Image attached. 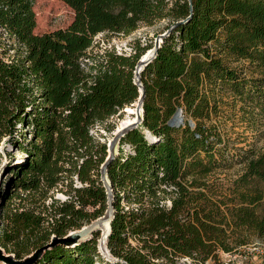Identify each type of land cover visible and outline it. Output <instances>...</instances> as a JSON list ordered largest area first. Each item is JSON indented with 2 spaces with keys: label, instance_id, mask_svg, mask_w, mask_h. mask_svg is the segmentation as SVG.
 <instances>
[{
  "label": "trees",
  "instance_id": "obj_1",
  "mask_svg": "<svg viewBox=\"0 0 264 264\" xmlns=\"http://www.w3.org/2000/svg\"><path fill=\"white\" fill-rule=\"evenodd\" d=\"M61 1L70 24L36 34L34 0H0V143L24 154L0 187V247L21 259L103 215L107 148L91 130L137 100L134 67L152 45L123 54L99 48L96 37L188 16L144 68L143 122L108 167L112 259L95 233L35 264H220V252L264 237V153L244 154L227 196L207 181L227 162L216 149L227 146L215 122L222 108L246 127L264 122V0H191V15L187 0ZM178 109L183 122L172 126Z\"/></svg>",
  "mask_w": 264,
  "mask_h": 264
},
{
  "label": "rangeland",
  "instance_id": "obj_2",
  "mask_svg": "<svg viewBox=\"0 0 264 264\" xmlns=\"http://www.w3.org/2000/svg\"><path fill=\"white\" fill-rule=\"evenodd\" d=\"M33 11L35 14L34 33L36 34L65 28L73 19L72 10L61 0H34ZM171 23L169 20H164L152 27H142L129 36L98 35L96 42L101 49L107 47L116 53L129 54L132 53V47L137 43L140 47L153 45L156 35L163 33ZM0 36H2L1 33ZM235 111L224 107L222 108L221 116L215 121L218 124V132L221 138L227 143L226 147L223 146L224 144L216 145V149L223 153L227 162L223 163L222 168L215 170L207 177L209 185L223 192L225 196L228 195V188L233 181L244 171V164L239 163L244 154L250 150L255 153H264V122L261 120L256 123L255 127H246L245 124H241L238 121L240 113ZM124 118L125 114L121 111L118 115L111 117L106 123L94 125L91 134L96 140L102 143L107 142L112 132L105 130L106 126L117 127ZM23 157L24 154L6 143L5 139L1 141L0 187L2 190L5 187L2 184H5L8 179L9 174L7 171L9 167L13 164H19ZM215 159L219 160V155L216 152ZM53 198L63 202L67 199V196L60 191H55L53 192ZM47 202H49V199ZM219 262L220 264H264V237H252L249 243L238 248L234 253L220 252ZM177 264L197 263H193L188 259H181L178 260ZM205 264L217 263L208 261Z\"/></svg>",
  "mask_w": 264,
  "mask_h": 264
},
{
  "label": "water",
  "instance_id": "obj_3",
  "mask_svg": "<svg viewBox=\"0 0 264 264\" xmlns=\"http://www.w3.org/2000/svg\"><path fill=\"white\" fill-rule=\"evenodd\" d=\"M187 1L189 3V9L191 15L192 13L191 0H187ZM189 19L190 16H188V18H186L185 20L174 22L171 25H169L168 28L163 33L157 34L156 37L154 38L152 47L147 52H145L135 64L134 72H133L134 74L133 81L138 89V93H139L138 98L135 104L133 103L131 105L132 107L134 106L132 109L128 110L126 107L122 110L123 113L125 114V117L129 116L130 119L127 120V123L116 127L115 130L112 132L111 138L107 140L106 142L107 154L99 170L100 182L102 183V186L106 194V210L103 213V215L91 221L89 224L82 226L80 229L69 231L64 236L59 237L56 235H52L46 244L35 249L30 254L24 256L21 259L15 258L14 254L6 253L0 247L1 264H35L47 250H51L56 246H62L66 248L74 247L82 242L90 240L91 238H93V235L95 233H98L100 236V239L97 240L98 251L102 256L106 257L108 260L112 259L107 248V239L111 232V221L113 219L115 209L113 204L114 202L113 189L107 174L108 167L113 162V160L115 159L118 153V148L122 138H124L129 132L138 129L143 122V115H144L143 104L145 99V89L142 83L141 74L144 68L154 60L164 39L169 37V35L177 27H179L183 23H186ZM150 53L152 54L150 57H148ZM182 122H183V113L181 109H178L171 118L169 124L172 126H178L182 124ZM189 125L193 127L194 123L191 120H189ZM106 225H108L107 228Z\"/></svg>",
  "mask_w": 264,
  "mask_h": 264
},
{
  "label": "bare ground",
  "instance_id": "obj_4",
  "mask_svg": "<svg viewBox=\"0 0 264 264\" xmlns=\"http://www.w3.org/2000/svg\"><path fill=\"white\" fill-rule=\"evenodd\" d=\"M148 50H149V49H148ZM148 50H147V51H148ZM147 51H146V52H147ZM151 54H152V53H150V54L148 55V57H150V56H151ZM135 102H136V101H135ZM135 102H134V104H135ZM133 107H134V106H133ZM133 107H132V106H131V107H130V106H128V107H127V109H128V110H130V109H132ZM129 119H130V117H129V116H128V117H125L123 120H121V121H120L119 125H122V124H125V123H127V120H129ZM119 125H118V126H119ZM118 126H117V127H118ZM114 130H115V129H114ZM111 136H112V135H111ZM146 136H147V135H146ZM110 138H111V137H110ZM110 138H109V139H110ZM109 139H108V140H109ZM107 226H108V225H106V228H107ZM98 239H100V236H99V238H98Z\"/></svg>",
  "mask_w": 264,
  "mask_h": 264
},
{
  "label": "built area",
  "instance_id": "obj_5",
  "mask_svg": "<svg viewBox=\"0 0 264 264\" xmlns=\"http://www.w3.org/2000/svg\"><path fill=\"white\" fill-rule=\"evenodd\" d=\"M165 203H166L167 206L170 205V201L169 200H167Z\"/></svg>",
  "mask_w": 264,
  "mask_h": 264
}]
</instances>
